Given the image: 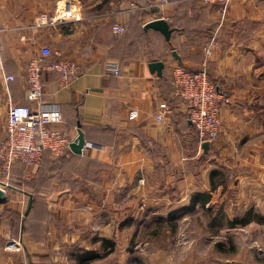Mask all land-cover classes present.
Segmentation results:
<instances>
[{
  "label": "crops",
  "instance_id": "1",
  "mask_svg": "<svg viewBox=\"0 0 264 264\" xmlns=\"http://www.w3.org/2000/svg\"><path fill=\"white\" fill-rule=\"evenodd\" d=\"M61 1L0 0V143L6 137L10 102L29 103L24 96L27 65L42 45L81 66L66 88L60 87L56 73H46L43 100L61 107V127L72 141L80 122L87 142L82 154L70 150L60 159L45 158L42 172L49 185L37 194L28 186L6 190L8 197L0 203V264H31L33 256L71 244L87 251L73 264H91L101 257L91 250L103 243L110 250H127L131 239L119 242L118 236L129 233L133 238L135 225L148 230L145 224L153 218L179 223L204 210L225 222L217 231H264V0H232L225 15L219 4L196 0H170L164 6L159 0H79V20L35 26L39 14L53 15ZM131 2L149 6L133 11ZM160 15L175 27L171 44L156 30L144 29ZM114 23L124 24L127 32L113 34ZM213 37L218 47L208 72L229 101L220 110L221 134L205 151V141L187 117L186 102H169L172 112L162 123L155 116L171 96L173 67L201 69L203 47ZM153 61L164 62L162 75L151 71ZM111 62L120 64V76L106 72ZM5 73L16 77L9 92ZM134 108L139 115L131 119ZM234 166L245 170L228 184L217 181L226 167ZM23 177L36 180L37 169L27 166ZM9 189L14 192L7 195ZM31 195L41 197L49 212L41 238L21 234L24 252L8 251L5 241L18 236L5 208L25 216ZM184 239L167 244V252L160 251L152 264H199L192 255L195 241ZM250 242L237 245V257H211L205 264H263L264 249ZM91 255L95 258L87 259Z\"/></svg>",
  "mask_w": 264,
  "mask_h": 264
},
{
  "label": "built area",
  "instance_id": "2",
  "mask_svg": "<svg viewBox=\"0 0 264 264\" xmlns=\"http://www.w3.org/2000/svg\"><path fill=\"white\" fill-rule=\"evenodd\" d=\"M202 1L219 4L223 15L228 12L232 2V0ZM169 3L170 0H159L158 5L164 6ZM148 6L135 2L128 5L133 11L144 10ZM81 15V1L63 0L53 15L41 13L35 18L34 23L37 27L54 25L77 21ZM156 18L166 19L161 15ZM111 30L115 35H122L127 32V27L121 23H114ZM217 47L218 41L215 37L204 45L202 67L197 71H192L181 64H176L172 69L173 95L186 102L188 119L197 129L201 141H215L219 138L222 131L221 106L223 102L229 101L208 72V63ZM0 66L3 67L1 45ZM45 71L58 73L60 87L66 88L79 76L81 66L78 61L54 52L49 45H42L39 54L29 60L26 73L27 87L24 92L25 99L29 103L10 102L7 111L6 137L0 143V172L3 177L0 180V188L5 194L15 181L12 174L15 163L20 162L31 169H36L42 163L45 150L50 151L51 156L57 158L71 150L72 139L61 127L64 123L61 107L43 100ZM106 72L120 76V64L109 63ZM15 80L14 74H4V86L8 92L10 84ZM171 112L172 107L169 102L162 101L155 116L158 123L164 122L165 117ZM138 115L139 110L134 108L130 111L129 118L134 119ZM21 242H17L16 239L10 241L14 245Z\"/></svg>",
  "mask_w": 264,
  "mask_h": 264
},
{
  "label": "rangeland",
  "instance_id": "3",
  "mask_svg": "<svg viewBox=\"0 0 264 264\" xmlns=\"http://www.w3.org/2000/svg\"><path fill=\"white\" fill-rule=\"evenodd\" d=\"M216 156H218V154H216L215 157ZM244 170V168L236 166L229 169L226 167L224 169L225 172H223L224 176L218 177L217 181L228 184L230 178L233 175L238 173L242 174ZM25 181L27 182L29 180ZM12 186L16 187L14 183L12 184ZM11 192H14V190L10 191L9 189L7 195L8 193L10 195ZM7 197L8 196H6L5 194L6 199ZM25 197L27 199L29 198L27 195ZM27 201L28 200H26L25 204L23 205V215L27 208ZM5 205L8 204L5 203ZM218 207L221 206H217V209L219 211L220 208ZM139 221L140 220L136 222L139 223ZM177 221L178 220L176 219L175 222H167L165 219H161L158 217L153 218L149 220L148 224H145V227L150 226V229L155 230H142L140 229V227H138L140 225H135L133 228V238L130 237L131 235L129 233H122L118 236L119 242L129 241V239H131L130 245L127 250H110L108 247L105 248L106 245L103 243V247L101 249L91 250V252L101 254V257L99 258L100 260L97 259L95 261H92L91 264H120L121 262V264H152L157 261L158 253L160 251L167 252V244H169L171 241L183 242L181 240L184 238V241H195V254L192 255H194L195 261H197L199 264L207 263L211 257H220V259H224V257H237V254H240L237 245H239L241 242L247 243V241H251L250 243L253 244V241H256L264 249V231H260V228H256L251 232L249 231L247 233H242L243 235H239L234 230L231 232H226L225 228L221 229V231H217L216 228H221L225 222L221 224V218L214 220L213 217L206 214L205 210L203 211V213L199 212L198 215H194L190 219L184 220L183 218H181L179 223ZM151 232H153V234H151ZM19 238V236L16 238H14L13 236L9 237L4 243L6 249L8 251H19L23 253L24 244L20 241ZM13 239H16L17 242H21V244L14 245L13 243H10V241H12ZM147 242L149 243L147 244ZM66 246L67 247L64 249L53 250L51 252L54 257V261L51 254L38 255V257H49V260H44L47 261V264H73L76 263L74 262V259L77 258L76 256L83 257L82 255L87 252L86 250L79 249L78 245H76V247L73 244H71V246L69 247L68 245ZM222 247H224L225 249H222ZM251 252H253V249H251Z\"/></svg>",
  "mask_w": 264,
  "mask_h": 264
},
{
  "label": "trees",
  "instance_id": "4",
  "mask_svg": "<svg viewBox=\"0 0 264 264\" xmlns=\"http://www.w3.org/2000/svg\"><path fill=\"white\" fill-rule=\"evenodd\" d=\"M196 1H202V0H196ZM169 25H170V28L172 29V31L174 32L175 27L173 26L171 21H169ZM157 32L161 35V37L164 36L161 32H159V31H157ZM46 73H48V71L43 72V79H44V75ZM50 73H56V72H50ZM56 74L58 75V73H56ZM58 77H59V75H58ZM170 80L172 81V85H173L172 74L170 75ZM43 83H44V81H43ZM176 100L183 101V100H181V99H179L173 95V89H172L171 96L167 100V102L171 103V101H176ZM263 101H264V98H263ZM187 117H188V115H187ZM195 130L197 132L198 137L200 138L199 133H198L196 128H195ZM47 156H51V153H50V151L45 150L43 153L42 163L40 164V166L38 168H36L37 169V179L34 181H27L26 182L24 180L23 176H24L25 169L27 168V166L23 163H20V162L15 163L13 166V169H12L13 177H15L14 179H16L15 186L17 188H22L24 185L31 187L32 189H34L36 194L42 189V187L48 186L49 183L46 182L45 175L42 172V166H43L44 160ZM61 157H59L58 159H60ZM17 169H18V171H16ZM16 172L20 174L19 177H16ZM0 180H1V177H0ZM198 195L200 196L201 194H198ZM198 195H196V196H198ZM5 210L7 212H10V215H11V218L13 221V223H12L13 224V227H12L13 235L20 236L21 234H26V235H30L31 237L33 236L34 238H37V239L41 238L43 222L46 219V217L49 216V212L47 211V206L41 197L36 195L32 198V206H31L28 214L25 215L24 217L20 216V214H18L14 210H10L9 208H5ZM234 221L238 222L239 220L236 218ZM246 221H248V219H245V220H242L239 222L244 224V222H246ZM93 258H95V255H91L87 259H93ZM49 259H50L49 257L33 256L31 258V264H47L46 263L47 261H44V260H49Z\"/></svg>",
  "mask_w": 264,
  "mask_h": 264
},
{
  "label": "water",
  "instance_id": "5",
  "mask_svg": "<svg viewBox=\"0 0 264 264\" xmlns=\"http://www.w3.org/2000/svg\"><path fill=\"white\" fill-rule=\"evenodd\" d=\"M144 29L145 30L154 29L156 31L161 32L164 35L166 41L168 43H171V37H172L173 31L170 28L169 22L166 19H164V18L153 19V20H151L145 24ZM173 54L175 55V57H177L179 59L180 63H182V59L178 55V53L176 51H173ZM149 67H150L152 72L157 71L159 75H162L163 74V68H164V62L163 61H153L149 64ZM78 131H79V134H78L77 138L71 142L70 147H71V150L73 152H75L77 154H82L85 145H87V142L85 140L84 132L81 129V123L80 122H78ZM210 145H211V141L207 140L202 144V148L205 151H207L209 149ZM32 198L33 197L31 195L30 201H29V206L27 208L25 215L28 214V212L32 206ZM5 199H6L5 198V191L0 188V203L4 202Z\"/></svg>",
  "mask_w": 264,
  "mask_h": 264
}]
</instances>
